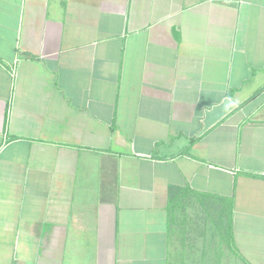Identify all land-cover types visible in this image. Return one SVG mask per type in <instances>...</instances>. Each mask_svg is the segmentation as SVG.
Wrapping results in <instances>:
<instances>
[{"label":"crops","instance_id":"crops-1","mask_svg":"<svg viewBox=\"0 0 264 264\" xmlns=\"http://www.w3.org/2000/svg\"><path fill=\"white\" fill-rule=\"evenodd\" d=\"M0 264H264V0H0Z\"/></svg>","mask_w":264,"mask_h":264}]
</instances>
